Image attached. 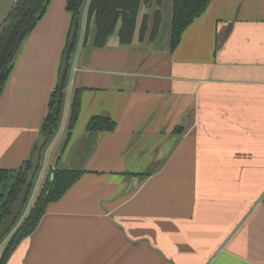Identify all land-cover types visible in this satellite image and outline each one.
I'll return each mask as SVG.
<instances>
[{
    "label": "crops",
    "instance_id": "0c3cea01",
    "mask_svg": "<svg viewBox=\"0 0 264 264\" xmlns=\"http://www.w3.org/2000/svg\"><path fill=\"white\" fill-rule=\"evenodd\" d=\"M169 2L153 40L152 17L138 38L140 8L128 45L114 33L90 48L84 12L45 168L79 89L58 165L82 173L5 264H264V0H211L172 50ZM65 3L48 1L0 96V169L20 168L40 133ZM92 116L115 126L89 131Z\"/></svg>",
    "mask_w": 264,
    "mask_h": 264
},
{
    "label": "trees",
    "instance_id": "16d2710c",
    "mask_svg": "<svg viewBox=\"0 0 264 264\" xmlns=\"http://www.w3.org/2000/svg\"><path fill=\"white\" fill-rule=\"evenodd\" d=\"M48 1L16 0L8 19L2 25L0 29V96L12 69L8 68V66L15 52L23 38L30 34L45 13ZM210 1L171 0L170 50L178 45L183 31L195 18L204 12ZM86 2L87 0H66L65 3V9L70 13V21L64 45L60 53L56 82L50 93L47 102V111L40 126V132L48 136L47 142L51 141L55 136L60 124L65 102V90L80 34L84 11V41H87L90 27L93 25L96 30L94 47H103L114 33L117 34L120 44H130L135 36L138 12L142 3L148 11L141 16L138 38L140 40L144 38L148 30L147 22L150 17H152V26L149 39H155L159 31L162 20V0H88L85 8ZM150 12L153 14L150 15ZM79 109L80 90L76 89L69 103L68 132H71L74 128ZM114 126V121L110 118L92 116L88 121L87 129L89 131H108L113 129ZM182 129L181 125H177L173 129V133L179 135ZM68 139L69 135L65 137V144L62 151ZM24 163L29 164V158ZM20 171L21 167L15 170L0 169V222L8 215L11 204L20 186L24 183L23 177H19ZM81 173L82 171L79 169L64 168L58 165V163L55 168H49L48 174L42 182L27 214L18 224L16 223V219L14 225L0 239L1 244L3 239L12 231L13 226H15L13 233L6 241L1 252L0 264H5L20 242L36 229L41 217L45 213L46 206L59 199L78 179Z\"/></svg>",
    "mask_w": 264,
    "mask_h": 264
},
{
    "label": "water",
    "instance_id": "95a60500",
    "mask_svg": "<svg viewBox=\"0 0 264 264\" xmlns=\"http://www.w3.org/2000/svg\"><path fill=\"white\" fill-rule=\"evenodd\" d=\"M16 3V0H0V29L4 22L9 17V14L14 7ZM171 0L169 2V11H168V20L170 24L171 20ZM163 20V18H162ZM95 34L96 30L95 27L92 25L89 30V36H88V46L90 48L94 47V40H95ZM28 36H25L23 40L21 41L17 51L15 52L8 68H12L20 54V52L23 49V46L27 40ZM48 140V136L44 135L43 133H39L36 137L35 143H34V149L31 152L30 158H29V164L23 163L21 166L20 171V178L23 177L24 183L20 186V189L15 196V199L13 200L8 215L5 216V218L0 222V239L9 231L12 225H14L16 219L22 212L24 208V204L26 202V198L28 196L30 186L33 183V179L36 175V172L41 165V156H42V149L46 145V142ZM65 144V140L62 142L61 146L54 152L50 164V168L53 169L56 167L59 156L61 154L62 148Z\"/></svg>",
    "mask_w": 264,
    "mask_h": 264
},
{
    "label": "rangeland",
    "instance_id": "374dc122",
    "mask_svg": "<svg viewBox=\"0 0 264 264\" xmlns=\"http://www.w3.org/2000/svg\"><path fill=\"white\" fill-rule=\"evenodd\" d=\"M50 143H51V141L46 142V145L42 149V156H43L42 157V162H41V165L39 166V168H38V170L36 172V175H35V177L33 179V183L31 185L30 191L28 193L27 200H26V202L24 204V208H23L22 212L20 213V216L17 218V221H18V222L16 221L17 224L19 223L21 217H24L27 214V212L30 209V207L32 206L34 198H35V196H36V194H37L42 182L44 181L46 175L48 174L49 170H47L45 168H46V161H47L46 158H47V155H48V152H49L48 148L50 147V145H49ZM14 227L15 226H13V229H14ZM13 229L3 239L1 244L5 243L8 240V238L11 236V234L14 231Z\"/></svg>",
    "mask_w": 264,
    "mask_h": 264
},
{
    "label": "flooded vegetation",
    "instance_id": "af4514ba",
    "mask_svg": "<svg viewBox=\"0 0 264 264\" xmlns=\"http://www.w3.org/2000/svg\"><path fill=\"white\" fill-rule=\"evenodd\" d=\"M87 2H88V0H87ZM87 2H86V4H85V8H86V6H87ZM140 8L146 10V12L148 11L146 8H144L143 3L140 5ZM84 10H85V9H84ZM139 11H140V9H139ZM84 12H85V11H84ZM84 12H83V14H84ZM138 14H139V12H138ZM65 92H66V90H65ZM67 135H68V131L66 132V136H67Z\"/></svg>",
    "mask_w": 264,
    "mask_h": 264
}]
</instances>
